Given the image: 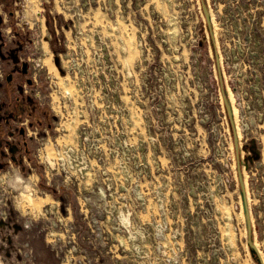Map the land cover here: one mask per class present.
<instances>
[{
	"label": "rangeland",
	"instance_id": "rangeland-1",
	"mask_svg": "<svg viewBox=\"0 0 264 264\" xmlns=\"http://www.w3.org/2000/svg\"><path fill=\"white\" fill-rule=\"evenodd\" d=\"M129 1L131 2L130 6L127 4ZM149 1L148 19L144 17L146 11L142 9L147 0H118L117 4L114 0H101L100 2L96 0L95 6L89 5L83 9H91L92 11L100 9V11L107 12L114 28L113 33L116 42H118V53L122 61L121 65H115V56L111 53L112 47L115 45V39L111 35L109 37V34H107L108 36L104 34L106 37H103L101 36L102 33H98L95 29L89 30L90 27H86V31L82 34L84 43L79 44L80 49L72 50L77 61L79 59L82 61L83 55H85L84 59L87 63V65H83L85 75L79 78L75 73L77 79H81L82 86L77 89L74 85V79L69 75L67 76L70 85H74V88H72L74 112H71L68 108L70 124L74 125L78 120H83V122L77 123L76 129L78 131L82 127L88 129L90 126L104 130V133L100 135L101 142L106 146L104 151L108 153V160L103 165H106L108 161L109 163L113 162V159L110 158L114 140L113 132L114 134L117 132L118 137L124 140L125 144L128 143L126 147H123L124 154H121L122 157L124 156L123 163L120 165L118 161L119 170L122 171L123 176L122 186L126 188L124 195H126L128 201L132 203L134 199L138 202L140 206L137 209L142 213L146 211V209L145 211L143 209L146 201L145 196L149 190L151 191L153 187L158 186L156 179L151 178L152 175L156 176L163 173L167 177L174 169H182L188 172L190 167L193 169L194 167L199 168L204 163L212 165V170H217V175H219L220 171L217 167V164L220 163L219 157L226 158V148L230 146L234 135L233 128L235 127L241 140L252 142L251 147L248 149L250 159L246 158L243 164L241 180L247 190L254 225L259 228L258 234L261 235L262 233L263 238L264 4L262 2L264 0H256L255 2L253 0H206L212 15L211 29L213 30L215 47L212 45L211 35L207 38L205 34V23L200 12L199 0H159L158 8L155 0ZM116 9L119 10L117 11L118 16L122 18L125 24L129 22L128 13H132L131 23L136 27L133 32L130 28L124 30L119 23L115 25L114 19L116 17L114 13ZM111 13L114 15L113 18L110 16ZM98 29L99 27H97ZM143 32H147L145 36H143ZM94 34L108 47V59L99 58L96 61L93 59L94 53L100 56L99 46L95 45L93 38ZM200 39H202L201 47L197 45ZM163 41L165 42L163 43ZM139 43H141L142 48L138 47ZM129 44H132V53L137 51L133 57L134 63L127 60L130 52ZM48 50L57 55L63 52L60 46L48 47L45 51ZM216 52L220 59L218 66L213 63L216 59L214 58ZM168 56L169 58H165ZM137 59L139 62L136 61ZM120 69H122V72ZM205 71H208L209 77L207 80L204 77ZM218 72L220 73L218 74ZM92 73L103 74H101V78H98L96 74V78L92 80ZM124 78L130 88V92H128L130 98L134 96L133 92L136 90V79L141 81L138 94H143L139 97L144 103H135L131 99L125 101L124 98L120 97L124 95L122 88ZM108 79H112L113 86L108 85ZM94 82H98V85H94ZM113 90L117 92V98L115 99L111 95ZM222 96L226 97L228 104L234 110V127L230 125V117L222 109ZM132 105L145 108L147 118L142 115V121L145 126L148 125L149 129H147L146 139L142 135H138L136 142L130 145L128 142V136L130 135L125 131V127L121 123L119 125L121 127L117 125L119 119L120 122L126 119L125 115L130 111L129 108ZM158 119L160 122L163 120L162 123H158ZM146 122H148L147 125ZM129 123L132 122L129 121ZM130 124L126 123L127 127L131 128L132 124L131 127ZM199 127L202 129L200 132ZM59 131L66 133V130L60 129ZM163 132L168 134L177 133V138L184 145L185 142L191 139L193 149L202 148L205 150L206 156L204 157H207V159L197 160L193 163V161L189 162L187 157H183L184 161L181 160V164L175 167L172 161L167 160L165 161V168L162 169L160 163L154 158L156 155L152 151L151 157H153L150 158V161L154 168L153 172L149 171L148 166L146 165L145 168L143 165L146 164V145H150L152 149L153 140ZM122 133H124L123 138L121 137ZM82 137L84 139V136ZM203 138L205 144H202ZM82 139L76 140L77 148ZM139 142H142L145 147L144 159L141 156V151L138 150ZM73 149L76 150L74 147ZM79 150L84 149L81 146L76 151L79 152ZM187 151H190L189 147H187ZM183 153L182 151V155ZM258 154L259 158L255 159ZM166 156L170 157V152L167 151ZM87 164L91 168L90 177L85 175L84 182H81L76 176L75 181L77 185L79 183L81 186V182L85 189L90 190L96 186L95 176L99 175L101 182L102 174L96 167L99 162ZM124 165L135 171H130L131 178L124 177L122 169ZM228 170L230 172V169L225 168L220 173H222V176L227 175L226 177L231 178L233 173L226 174ZM198 173L203 179L204 171L201 170ZM112 177L115 178L114 175ZM141 177L148 180L146 189L145 185H141ZM158 180L167 189V178L164 182L160 180V177ZM223 180L225 181V177ZM235 183L231 184L230 182V192L236 190ZM69 194L70 202L73 199L78 201L83 196V194L77 193V188L72 193L69 191ZM105 195L113 200L115 209L118 210V206L123 200L120 199L121 195L119 193ZM84 196L86 200H82L84 201L82 208L87 209L84 214L87 218L86 221L89 220V227L94 232L93 234L101 235L108 245H116L119 253H121V250L126 249V242L123 236L120 235L121 233L111 228L110 223L109 226L107 225L106 212L105 210L100 211V207L101 210L103 207L101 206V202L104 203L103 199L100 198L102 199L100 202H97L95 197L94 201L90 200V197H93L92 193H85ZM225 204L230 205V199L227 202L225 201ZM51 205L55 206L54 204ZM48 206L46 205V207ZM16 209L18 210V208ZM106 209L109 210L108 207ZM116 210L113 212L115 215ZM42 211V216L36 219L28 217L38 222L45 219L44 209ZM18 212L20 216H27L21 214L19 210ZM50 214L55 220L52 213ZM91 215L98 219L100 230H96L92 226L90 222ZM35 229L39 234H33L32 237L26 240L18 236L16 247L19 249L21 259L18 260L16 258L17 253H14L12 256L13 262L15 264H50L51 259L53 264H66V247L60 240L57 241L59 238L56 237L53 241H46L50 231L57 232L59 226L57 229L47 226L46 233H43L40 227ZM114 233L118 234L119 237H115ZM52 242L57 243V247H51ZM51 252L54 253L55 257H48ZM139 262L141 261L138 256L136 264H139ZM0 264H8V262L2 261L1 258Z\"/></svg>",
	"mask_w": 264,
	"mask_h": 264
},
{
	"label": "crops",
	"instance_id": "crops-1",
	"mask_svg": "<svg viewBox=\"0 0 264 264\" xmlns=\"http://www.w3.org/2000/svg\"><path fill=\"white\" fill-rule=\"evenodd\" d=\"M155 1L158 8L159 0ZM33 2L35 4L29 11V16L22 17L21 22H18L17 25L20 26L23 22L28 24V28L35 36L34 41L37 48L42 55H47L44 57V62L49 70L54 69L51 61L52 52L45 50L48 47L60 46L63 52L74 53L72 50L80 49L79 44L84 43L82 34L86 31V27H90L89 30L95 29L98 33H102L101 36L103 37L109 34V37L111 35L115 39L111 53L115 56V65H121L122 58L118 53V42H116L113 33L114 28L106 11H100V9L83 10L79 7L78 0H33ZM114 2L117 4L118 0H114ZM127 4L130 6L131 2L129 1ZM149 5L150 1L147 0L142 7L146 11L144 16L146 19L149 18ZM199 5L205 23V34L207 38L211 35L215 47L213 30L211 29L212 15L208 3L206 0H199ZM117 11L119 10L116 9L114 13L115 25L119 23L124 30L130 28L133 32L136 27L131 23L132 13H128L129 22L125 24L122 18L118 16ZM97 27H99L98 30ZM146 33L143 32V36ZM86 45L88 46V44ZM131 47L132 44H129L130 52L127 60L134 63L133 57L137 51L132 53ZM210 53L212 52L210 51ZM165 58H169V56ZM214 58L216 59L213 63L218 66L220 59L217 52ZM64 63L66 64V62ZM120 71L122 72V69ZM207 73L208 71H205V80L209 77ZM140 82L136 79V90L133 92L134 96L130 98L128 95L130 88L124 78L122 81L124 95L120 97L124 98L125 101L131 99L135 103H144L139 97L143 94H138ZM72 88L74 85L69 86L71 92ZM222 97V109L228 114L230 125L234 127V110L228 104L226 97ZM50 106L55 116L54 132H52L54 138L49 139L48 137L49 144L45 145L39 153L36 165L42 164V167L34 165L33 158L24 159V165L11 164V173L8 179L11 184H14L12 189L17 192L16 207L21 214L36 219L42 216V210L46 205H55L52 215L60 223L59 230L57 232L52 231L46 241H53L56 237L60 239L66 247V264L77 259L82 260L83 264H136L138 256L141 261L139 264H264V237L262 238V233L261 235L258 234L260 230L254 225L247 190L241 180L243 164L246 158L250 159L248 149L252 142L241 140L235 127L233 128L234 135L230 146L227 147L229 149L226 148V158L219 157L220 163L217 164L220 172L228 166L230 172L228 170L226 174L233 173L231 178L229 177L230 180L226 177L227 175L222 176L220 172L217 175V170L213 171L212 165L208 163L202 164L203 166L199 168L190 167L188 172L182 169H174L167 177L163 173L156 176L152 175L151 178L156 179L158 186L153 187L151 191L149 190L145 196L146 201L143 209L146 211L142 213L137 209L140 206L138 202L134 199L132 203L128 201L124 195L126 188L122 186L123 176L122 171L119 170L118 161L120 165L123 163L124 156L122 157L121 154H124L123 147H126L128 143L125 144L124 140L118 137L117 132L116 134L113 132L114 140L110 153L113 162L109 163L108 161L106 165H103L108 160V153L104 151L106 146L101 142L100 135L104 133V130L90 126L88 129L82 127L78 131L76 129L77 123L83 122V120H78L74 125L70 124L69 104L61 100L58 91L52 92ZM129 109L130 111L125 115L126 119L121 122L119 119L117 126L121 127L119 126L121 123L125 127V131L130 135L128 142L131 145L136 142L138 135H142L146 139L149 127L148 122L145 126L142 121V115L147 118L145 108L132 105ZM71 112L74 111L71 110ZM129 121L132 122V127ZM162 121L160 122L158 119V123H162ZM126 123L130 124L131 128L127 127ZM60 129L66 130V133L60 132ZM198 130L200 132L201 127ZM123 134L121 135L122 138ZM82 136L86 141V143L83 142L82 147L87 151L83 150L84 160L79 159L76 162L73 159V165L77 166L81 162L84 164L99 162L96 167L102 174L100 185H96L90 190L81 189L74 185V170L69 175L62 174L56 163L52 162L55 158L53 146H58L61 149L68 146L78 150L76 140H81ZM177 136V133L163 132L154 140L152 149L150 145H146L145 157L149 171L153 172L154 168L150 161V158L153 157H151L152 151L162 169L165 168V161L167 160L172 161L175 167L184 161L183 157H187L189 162L193 161V163L197 160L207 159L204 157L206 156L205 150L202 148L193 149L191 139L185 142V146L180 143ZM202 141V144H205L204 138ZM80 143L79 145H81ZM187 147L190 148V151H187ZM167 151L170 152V157L166 156ZM182 151L184 152L183 155ZM74 157L78 159L77 155ZM122 167L124 177L131 178L130 171H135L128 169L125 165ZM103 168L104 170H102ZM201 170L204 171L203 179L198 173ZM17 177H20L23 183H16ZM159 177L163 182L167 178V189L163 183H159ZM224 177L225 181L223 180ZM230 182L231 184L236 182V190L232 192H230ZM147 183L148 180L141 177V185H145V189ZM26 187L27 191L25 190ZM72 188H77V193L83 194L82 199L77 198L78 201L73 199L70 202L69 191L72 193ZM85 193L93 194V197H90L92 201H94V197L97 202L103 199L104 203L101 202L103 207L102 210L100 207V211L105 210L107 225L110 223L111 228L121 233L120 235L126 242V249L121 250V253H119L116 245H108L101 235L93 234L94 232L89 227V220L86 221L87 218L84 214L87 209L82 208L84 202L82 200H86ZM118 193L121 195L120 199L123 200L116 210L113 200L109 199L110 197L107 198L105 194ZM155 194L156 196H154ZM235 194L237 195L235 196ZM87 199L89 204V197ZM228 199H230V205L225 204ZM115 210L116 215L113 213ZM17 223L13 226H15V230L19 229L17 234L24 240L32 237L33 234H39L35 228L23 220H18ZM114 235L119 237L116 233ZM48 257H55V255L51 252ZM49 263L53 264L51 259Z\"/></svg>",
	"mask_w": 264,
	"mask_h": 264
},
{
	"label": "flooded vegetation",
	"instance_id": "flooded-vegetation-1",
	"mask_svg": "<svg viewBox=\"0 0 264 264\" xmlns=\"http://www.w3.org/2000/svg\"><path fill=\"white\" fill-rule=\"evenodd\" d=\"M34 4L35 2H33V0H0V16L2 18V23L0 24V51L4 54L3 59L0 57V104L1 100L6 99L5 89L2 88V86L9 74L16 76L18 83L25 93V97L26 95H30V92L33 93L30 95V98L34 101L33 103L28 102L21 104V106H24V110L17 111V114L10 119L11 125L5 127L7 133L5 136L2 135V138L5 137V141H8V145L4 143V151L7 154L5 158L7 164L1 175V178H4V183H2V185L4 186V184H7L9 186L8 192L10 195L12 194L14 198L15 207L17 192L12 189V184L8 179L11 173V164H23L24 159L33 158L35 161L34 165H36L40 151L44 149L45 145L49 144L48 137L49 139L54 138L52 132H54L55 116L52 113L50 102L52 92H56L51 88L52 74L55 71V67L52 70L48 69L47 64L44 62V57H47V55H42L37 48L34 41L35 36L28 28V24L23 22L20 26L17 25L18 22H21L22 17L26 18V16H29V11H31ZM23 13L25 14L24 16ZM3 42H5V45H3ZM13 56H16L17 62H14ZM51 61L53 63V60ZM23 63H26V74L21 73ZM27 80L31 81L32 85H28L26 83ZM41 82L46 83L42 86V90L45 91V93H42V91L38 89V85ZM35 95L39 96V103L36 102ZM5 109H2L0 114L3 115L4 113L7 115L10 111L15 112L14 109L6 111ZM20 129H24L25 138H22L18 134ZM9 131L12 134H10ZM8 149H11L14 153H8ZM54 159H57L56 151ZM36 166L42 167V164ZM79 167V165L75 166V168ZM74 171L76 172L75 169ZM75 176H77L78 180L80 179L78 174ZM80 180L84 182V179ZM81 182L80 186L79 183L77 185L75 181V186L84 189ZM50 213H52V211H50ZM18 220L24 221V219L17 218L12 222L9 230L10 237L12 238V245L8 246L5 240L2 243L3 248L0 250V259L2 258V261H7L8 264H15L12 260L14 253H17L16 258L18 260L21 259L19 249L16 247L19 229L15 230L16 228L13 226V224H18ZM76 261L71 262H75L76 264Z\"/></svg>",
	"mask_w": 264,
	"mask_h": 264
},
{
	"label": "water",
	"instance_id": "water-1",
	"mask_svg": "<svg viewBox=\"0 0 264 264\" xmlns=\"http://www.w3.org/2000/svg\"><path fill=\"white\" fill-rule=\"evenodd\" d=\"M256 0H253V2H255ZM264 4V2H262ZM78 4L79 7L81 9H85V7H88L89 5L91 6H95L96 5V0H78ZM111 17H113V14H110ZM2 23V18L0 16V24ZM1 37V36H0ZM94 41H95V45L99 46L100 49V56H98L97 53H94L93 55V59L96 61L99 58H102L104 60L108 59V47L105 45L104 42L100 41L98 36L96 34L93 35ZM203 39V38H202ZM202 39H200L197 43L198 46H202ZM165 41H163L164 43ZM3 45H5V42H3ZM213 45V44H212ZM2 46V44H1ZM139 48H142L141 43L138 44ZM10 55V53H9ZM85 55H83V60L81 61V59H79L77 61L76 57H75V53H68V52H62L60 55H57L56 53H52V60L54 63V67H55V71L52 74V83H51V88L55 91H58L61 97L62 101H66L69 104V109L73 110L74 109V103H73V94L72 92L69 90V86H70V81L67 78V76H71L72 79H74L75 83V87L77 89H79L82 86V81L81 79H77L78 75L79 78L83 77V75H85L84 72V67L83 65H87V63L85 62ZM0 57L3 59L4 58V54L0 51ZM14 58V62H17V58L16 56H13ZM67 62L66 64L64 62ZM137 62H139V60H136ZM85 62V63H84ZM27 70H26V63H23L22 65V69H21V73L22 74H26ZM92 80H94L96 78V74L98 75V78H101L103 73H92ZM28 85H32L31 81L26 82ZM109 86H113L112 85V79H108L107 81ZM46 83L45 82H41L38 85V89L42 91V93H45V91L42 90V86H44ZM94 85H98V82H94ZM2 88L5 89V98L1 100V104H0V111L2 109L9 110V109H14L15 112L10 111L7 115H5L3 113L0 114V250L3 248L2 247V243L6 240V244L8 246L12 245V238L10 237V228H11V224L12 222H14L17 218H21L24 219L25 223L30 224L33 228H37L40 227L43 230V233H46V228L47 226L52 227L53 229H57L59 226V222L55 219H53V217L50 214V211H53L55 209V206L53 205H49L48 207L44 208V215H45V219L39 220L38 222H35L32 218L30 217H24V216H20L18 210L15 207V203H14V198L12 196V194L10 195L9 191V186L7 184H4V186L2 185V183H4V178H1V175L4 171V169L6 168V164L7 161L5 160L6 158V152L4 151V145H8V141H5V137L2 138V135L5 136V134L7 133V129L5 127L10 126V119H12L16 114L17 111H23L24 110V106H21V104L23 103H33L34 101L30 98V95H32L33 93L30 92V95H26L25 97V93L22 90L21 85L18 83L16 76H12V75H8L6 77L5 83L2 86ZM14 95V98H13ZM112 97L115 99L117 98V92L116 91H112L111 92ZM35 99L36 102L39 103V96L35 95ZM37 105V103H36ZM12 114V115H11ZM191 121V119H190ZM190 125V122H189ZM10 132V131H9ZM10 134H12L10 132ZM18 134L22 137L25 138L24 136V129H20V131L18 132ZM83 142L86 143V141H84V139H82V142L80 143L81 145H79V148H81V146L83 145ZM5 143V144H4ZM154 144V140L152 142ZM25 144V143H24ZM152 144V145H153ZM54 149L56 151V156L57 159H53L52 162L57 163L58 168L60 169L61 173L69 175L70 171L72 170H76L75 175L78 174L80 179H84L86 176L88 175L90 177V172H91V168H89V165L87 163H80L79 164V168H75V166L73 165L74 160H79L82 159L84 160V151L83 150H79L76 151L74 150L72 147H63V149L59 148L58 146H54ZM138 150L141 151V156L144 159V151H145V147L143 146L142 142L138 143ZM8 153H14V151H12L11 149H8ZM74 155L78 156V159L76 157H74ZM259 158V154L255 157V159ZM74 159V160H73ZM146 168V164H143ZM226 169H228L227 167H225ZM74 175V177H75ZM96 185H100V176L96 175ZM73 183L75 185V181L73 179ZM73 192L75 191V188H72ZM90 222L92 224V226L96 229V230H100L99 226H98V219L94 216L91 215L90 216ZM14 229V228H13ZM52 233V231H50V234ZM16 234V233H15ZM57 241H59V239H57ZM18 244V243H17ZM51 247L55 248L57 247V243L52 242ZM77 264H82L81 260L77 261Z\"/></svg>",
	"mask_w": 264,
	"mask_h": 264
},
{
	"label": "clouds",
	"instance_id": "clouds-1",
	"mask_svg": "<svg viewBox=\"0 0 264 264\" xmlns=\"http://www.w3.org/2000/svg\"><path fill=\"white\" fill-rule=\"evenodd\" d=\"M16 183H23V181L21 180V178H20V177H17ZM25 190L27 191V187H26V189H25Z\"/></svg>",
	"mask_w": 264,
	"mask_h": 264
},
{
	"label": "bare ground",
	"instance_id": "bare-ground-1",
	"mask_svg": "<svg viewBox=\"0 0 264 264\" xmlns=\"http://www.w3.org/2000/svg\"><path fill=\"white\" fill-rule=\"evenodd\" d=\"M16 173V172H15ZM12 179V178H11ZM12 185H14V184H12ZM17 187V186H16ZM24 187V186H23Z\"/></svg>",
	"mask_w": 264,
	"mask_h": 264
},
{
	"label": "built area",
	"instance_id": "built-area-1",
	"mask_svg": "<svg viewBox=\"0 0 264 264\" xmlns=\"http://www.w3.org/2000/svg\"><path fill=\"white\" fill-rule=\"evenodd\" d=\"M227 167V166H226ZM228 168V167H227Z\"/></svg>",
	"mask_w": 264,
	"mask_h": 264
}]
</instances>
